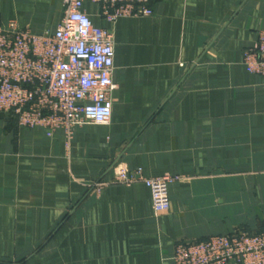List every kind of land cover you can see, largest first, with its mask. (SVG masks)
I'll list each match as a JSON object with an SVG mask.
<instances>
[{"label":"crops","instance_id":"0c3cea01","mask_svg":"<svg viewBox=\"0 0 264 264\" xmlns=\"http://www.w3.org/2000/svg\"><path fill=\"white\" fill-rule=\"evenodd\" d=\"M150 6L114 23L85 0L114 34L110 124L68 140L0 113V264H172L180 242L264 231V79L244 64L264 0ZM64 11V0H0V26L54 32ZM117 162L188 180L155 215L144 183L96 187Z\"/></svg>","mask_w":264,"mask_h":264},{"label":"built area","instance_id":"2783aa9c","mask_svg":"<svg viewBox=\"0 0 264 264\" xmlns=\"http://www.w3.org/2000/svg\"><path fill=\"white\" fill-rule=\"evenodd\" d=\"M103 17L153 15L151 0H93ZM64 16L54 32H40L16 21L0 26V113L16 116L22 127L61 131L70 140L85 124L111 123L115 47L112 30L96 26L85 0H64ZM247 69L264 79V30L245 52ZM116 183L146 184L156 213L171 207L170 187L188 180L184 175L146 177L142 167L126 163L115 168ZM99 190L107 182L97 183ZM264 264V232L243 229L204 240L180 242L173 264Z\"/></svg>","mask_w":264,"mask_h":264},{"label":"rangeland","instance_id":"374dc122","mask_svg":"<svg viewBox=\"0 0 264 264\" xmlns=\"http://www.w3.org/2000/svg\"><path fill=\"white\" fill-rule=\"evenodd\" d=\"M119 163H122V162H117L116 164H115V166H114V171H115V168H116V166H117V164H119ZM138 168V167H137ZM136 168H133V170H135ZM167 174V173H166ZM163 175H165V174H163ZM163 175H159V176H163ZM171 175H178V174H171ZM146 177H155V176H146ZM115 179H116V173H115V178H114V180H111V181H106V180H99L98 182H96L95 183V185H96V187L99 189V187H98V185H97V183H100V182H107L109 185H112V184H119V185H125V184H120V183H116L115 182ZM137 183H142V182H137ZM137 183H135V184H137ZM135 184H131V185H126V186H132V185H135ZM176 183H173V185L170 187V196H171V193H172V188H173V186L175 185ZM108 185V186H109ZM146 185V184H145ZM151 201H152V193H151ZM152 207H153V204H152ZM153 211H154V209H153ZM165 212H167V211H165ZM165 212H162V213H165ZM154 213H155V215H159V214H161V213H156L155 211H154ZM237 229H243V230H245V231H248L249 233H255V234H259V233H262V232H264V231H262V232H251L250 230H247V229H245V228H237ZM237 229H235V230H237ZM234 231V230H233ZM232 232V231H231ZM230 233V232H229ZM226 234H228V233H226ZM214 236V235H213ZM211 237V236H210ZM180 244V243H179ZM178 245V244H177ZM177 248V247H176ZM176 251V250H175ZM175 255V254H174ZM173 258H174V256H173ZM173 258H172V260H173ZM173 264V263H172Z\"/></svg>","mask_w":264,"mask_h":264}]
</instances>
